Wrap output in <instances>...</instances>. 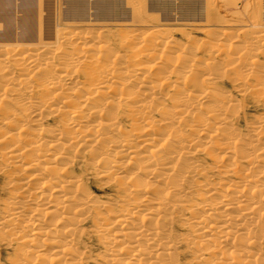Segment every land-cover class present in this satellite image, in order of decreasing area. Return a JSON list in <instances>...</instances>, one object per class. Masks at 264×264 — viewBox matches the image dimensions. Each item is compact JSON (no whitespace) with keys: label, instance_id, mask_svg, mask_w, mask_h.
Masks as SVG:
<instances>
[{"label":"bare ground","instance_id":"bare-ground-1","mask_svg":"<svg viewBox=\"0 0 264 264\" xmlns=\"http://www.w3.org/2000/svg\"><path fill=\"white\" fill-rule=\"evenodd\" d=\"M41 5L40 0H0V125L17 130L7 142L0 134L5 144L0 159L21 168L11 180L16 192L0 228L36 247L35 259L79 264L74 234L95 212L106 260L169 264L180 239L172 242L166 227L181 202L188 240L198 249L205 245L204 252L223 255L225 264H264V256L251 251L264 241V114L241 138L232 127L236 102L216 85L233 75L241 80L240 91H251L264 103V65L257 59L264 51V29H242L244 40L240 32L229 36L237 29L232 34L208 29L212 40L203 46L205 57L164 40L167 30L144 35L132 30L122 33L133 50L123 56L109 41H100L102 32L90 29L65 35L66 27L55 26L53 32L50 25L54 37L45 40L38 23ZM251 23L255 27V20ZM217 55L223 65L214 60ZM45 112L58 118L57 128L42 127ZM184 126L196 136L187 138ZM195 151L211 156L212 168L227 180H207L192 161ZM82 153L98 177L113 182L124 205L116 213L100 215L106 205L93 199L80 174L72 173ZM33 182H38L35 189Z\"/></svg>","mask_w":264,"mask_h":264},{"label":"rangeland","instance_id":"rangeland-1","mask_svg":"<svg viewBox=\"0 0 264 264\" xmlns=\"http://www.w3.org/2000/svg\"><path fill=\"white\" fill-rule=\"evenodd\" d=\"M40 1L42 3L41 5L42 6V17L40 18V20H38L39 22L38 21L37 22L41 24V27H42L41 32H42V36L43 34L45 35L43 36L45 37V40L47 39V37H49V39L47 40L53 39L54 37L53 32H55L56 28L65 29L66 27L65 30L67 31L65 33L67 34L65 35H69L68 33L71 34L73 32H77L78 30L79 32L83 30L82 34H84V33H87V31L90 29L89 32L91 33L93 32L96 33L97 31V34H99L102 32L100 41L101 42L109 41L108 44L110 45L111 49L116 54H121L123 56H125V54H127V56L131 55V52L133 51L132 48L131 49L127 48V47H130L128 46L129 44L128 45L124 44L126 42L123 43V38H122L123 32H125L123 34L125 35L126 33H130L136 30L135 33L140 31L144 35L147 31L148 32L149 30L152 31V29L156 31L158 29L160 31L167 30L169 33H166V36H167L166 38L163 37L164 40L170 39L171 42L172 41L174 42V44L177 42L176 45L178 47L182 45L181 47H184L185 50L188 51L190 49V51H195L197 56L202 55L205 57L204 47L206 46V44L208 46L209 45L208 43L212 40L211 39L212 35L206 32L208 29H216L215 31H217L218 29L219 30L227 29L230 31V34H232L231 33L232 30H236V29L237 31L233 32V34L235 33L238 34L244 28H249V30H253L254 28L264 29V0H132V1L131 0H56V1L55 0H40ZM51 8H53V10ZM247 9H251V10H247ZM53 16L56 19H53ZM150 19H153V20H150ZM47 20L50 21L49 23L51 24H47L48 23ZM253 20H255V23H256L255 27L254 25L251 26V24H253L251 23V21L253 22ZM227 21H229V24L227 23ZM44 22L46 23V25ZM52 22L55 23L56 25L55 24L53 25ZM50 25H52V28H50L51 27ZM47 26H49L51 30L53 28L55 30L53 29L52 30L53 32H51ZM45 27L47 30H49L47 33L45 30ZM70 30L71 31L73 30V31L71 32ZM35 31H36L35 32L36 34L37 29ZM5 34H7L8 37L10 38L11 36H14V34L12 35L11 33L10 34L5 33ZM116 34L120 36L122 40ZM237 34H235L234 36L233 35H229V36L235 37ZM205 35L209 37L207 38ZM10 38L8 39L4 38V41L3 40L1 41L5 43H14L15 40L14 39L12 40ZM244 38L245 36L243 32H240L239 39L244 40ZM75 39L76 37L73 39V41ZM89 40L91 39H87V41ZM120 40L122 42H120ZM225 41H226L225 44L229 43L228 39H226ZM195 42L197 43V45ZM190 45H192L193 48ZM255 45H259V44L255 43ZM65 46L66 44L64 45V47ZM70 47L71 46H69V48ZM261 48L262 49H260V51L264 50V46H262ZM220 58L221 56L217 55L216 57H214V60L216 62L219 61L217 63H219L220 65H223L225 61L222 58L221 59ZM257 59L261 65H264V51L259 52L257 54ZM222 60H223V63L220 62ZM229 76L221 78L220 80H217L218 83H216V85L222 92L229 95L233 99L234 103L236 102L235 107H236L237 116H235L234 118V123L232 127L235 129L237 128L236 131H238L237 133L239 134L240 137L244 135L247 136L249 135V132H250L249 131L251 128L250 126H253V124H255V122L257 121L256 117L257 116L259 117L261 114H264V103L262 102L260 103L259 101H256L257 97L255 98V95L252 94L253 92L240 91V87L238 86H240L241 80L235 79L233 75H231L232 76L231 78H229ZM235 85L237 86L235 87ZM32 97H33L32 94L29 95V98H32ZM41 120H42L41 123L43 125L42 126L43 128H47V127L57 128L58 127L57 125L58 118L56 116L48 115V113L45 112L43 113V117ZM181 128L184 131V134L188 136L187 138H192L196 136L193 134L194 132L190 133V131L187 130L186 126L181 127ZM16 131L17 130L13 128L12 126L6 127V126L0 125V134L3 133L6 136L5 137L3 134H1L2 137L4 138L3 140L4 142H7L6 140L8 136L9 135L11 136L12 133L14 132L16 133ZM4 142L0 143L1 144L0 151H1V147L5 145L3 144ZM203 154L204 153H201L200 151H197V152L195 151V152H192V155H191L192 161L197 163V165L199 164L198 170L201 173L204 172L202 173L203 176L206 175L205 178H207V180L210 179L211 181L210 180L209 181L212 183L213 181L214 182L215 181L219 182L220 180L222 181V179H224L223 181H226L227 178L223 177L219 173V171H216L212 168L211 166L213 163V159H211L212 157L209 156V158H207L206 157L207 155L205 156L204 154L203 156ZM88 159H89V156L87 154L85 153L80 154V156L75 160V163L72 167V170H73L72 173H74L77 176L80 174L79 176H80V179L82 180V183L87 188L88 192H90L93 199H95L98 202L100 201L99 203L102 202L104 203V205H106L102 207V208H105L104 210L100 208V212H99L100 215H105L109 211L112 214L116 213L114 210H116L117 208L119 209L120 207L124 206L123 200H121L120 197L118 198L119 194L116 192V190H114L115 187L113 185V182L109 181V179H107L108 180L107 182L106 178L105 179L100 178L95 174V171L93 172L94 169H92L90 165L88 164L89 163ZM16 168L15 166L13 168L12 164H8V162L0 159V217L4 216L8 212L7 210L8 207L6 205L7 203L9 205V201L11 200V196H12L11 194L16 192L14 191V188L17 186V184H14L15 186L14 187L11 182L12 179H15L16 177H18V175L21 174L19 171V169L21 168H18V167ZM200 168H202V170ZM210 168L212 169L210 170ZM34 184L32 186L35 189L38 186V182ZM119 204H120V207H119ZM176 208L177 209L174 208L175 214L173 213L171 215V222H170L171 224L169 223L168 227H166V231L168 232L166 233L167 235H169L171 241L172 240L176 241L177 238L178 240L179 239L180 240L177 241L176 249L173 255V260L175 262L173 261L174 263H171L170 261H172V259L171 258L167 259L169 264H179V263L180 264H225L227 260L223 255L216 253L213 256H211L207 254V252H204L205 250L203 251V248L205 247V245L200 246L198 249V246H195L194 244L189 242L188 238L191 236L189 235L188 226H187L188 220L187 219L185 220L186 218L185 216H187L186 214L187 212L184 209V204H182L181 202L180 204L177 203ZM2 209L4 212L2 211ZM27 209L29 208H26L25 212L29 211ZM90 214L92 217L91 216L86 217L85 219L81 220V223L79 222L77 226L78 230L76 229L77 231H75L76 235L74 234L75 242H76L75 248L78 251V252L76 251V253L78 256L80 255L79 264H119V262L114 263L113 261L106 260L107 258L104 256L105 248H104V244L102 243L103 239L100 236L98 238L97 232L95 231L97 230L96 229L97 226H95L96 222L100 221V218L98 220L96 218L98 217L99 214L97 215L95 212H90L89 215ZM46 218L48 219L49 217L47 216ZM111 219H108V221ZM14 229H18V228L15 227ZM171 236L173 237L171 238ZM183 237H184V240L186 241H182ZM175 238L176 240H174ZM259 241L261 243V245H259V248H253L254 250L251 249V251H253L256 254L258 253L257 255L260 254L264 256V244H262V242L264 241L262 240H259ZM191 244L193 245V247L195 246L196 248L195 247L193 248ZM223 246L225 248L229 247V245H223ZM223 246L221 247L224 248ZM27 248L30 253L26 252L27 254L25 256L23 255L24 256L23 257L21 252H23V249L25 251ZM29 249H31V251ZM35 250H36V247H34L33 245L27 247L25 246L23 242L19 240L16 241L14 239V236L8 231L7 228H4V229L0 228V264L1 263L2 264H10V263L17 264V263H21V261L27 262L30 264H47V261H41L39 260V258L35 259L36 257L33 255V251ZM203 253H206V254H203ZM200 254H201V259L200 257H198L200 256ZM33 256L35 258H33ZM124 256L125 255L123 254L121 256V259L124 258ZM214 257H218V258H214ZM17 259L20 262L15 261ZM8 260H10L9 261L10 263L8 262ZM121 263L122 262H120V264Z\"/></svg>","mask_w":264,"mask_h":264}]
</instances>
